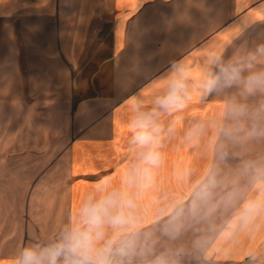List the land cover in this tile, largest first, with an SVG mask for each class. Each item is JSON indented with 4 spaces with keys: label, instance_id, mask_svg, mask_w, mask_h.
<instances>
[{
    "label": "crops",
    "instance_id": "crops-1",
    "mask_svg": "<svg viewBox=\"0 0 264 264\" xmlns=\"http://www.w3.org/2000/svg\"><path fill=\"white\" fill-rule=\"evenodd\" d=\"M260 40L264 0H0V264L54 235L89 182L130 160L129 97L149 99L176 62L195 73L205 50L226 59ZM235 95L194 94L164 118L177 133L142 194L145 223L157 207L189 201L209 177L218 187L176 239L154 227L162 264H264V212L244 223L240 206L224 208L234 189L241 205L264 191V140H226L210 123ZM200 121L207 134L189 139ZM185 169L188 179L178 175Z\"/></svg>",
    "mask_w": 264,
    "mask_h": 264
},
{
    "label": "clouds",
    "instance_id": "clouds-1",
    "mask_svg": "<svg viewBox=\"0 0 264 264\" xmlns=\"http://www.w3.org/2000/svg\"><path fill=\"white\" fill-rule=\"evenodd\" d=\"M156 88L147 100L136 95L128 98L130 160L119 174L112 169L89 182L90 187L61 228L46 239L22 245L9 264H162L163 255H156L154 227L159 226L160 235L176 239L187 226L186 217L196 219L218 187L217 180L209 177L189 201L157 207L154 223H145L142 194L161 163L164 141L177 133L176 120L165 126L164 118L183 112L194 94L203 98L235 89L236 95L223 115L210 122L216 134L226 140H235L241 133L264 140V101L255 105L245 102L264 96V40L242 45L226 59L220 50L209 48L202 53L195 73L192 66L176 62L167 76L157 81ZM208 128L209 122H197L186 136L199 140ZM247 166L255 167L251 163ZM178 175L188 179L191 171L185 169ZM260 175L261 170H257L258 181ZM242 199L240 190L234 189L224 201L226 210L240 206L241 222L264 212V191L241 205Z\"/></svg>",
    "mask_w": 264,
    "mask_h": 264
},
{
    "label": "rangeland",
    "instance_id": "rangeland-1",
    "mask_svg": "<svg viewBox=\"0 0 264 264\" xmlns=\"http://www.w3.org/2000/svg\"><path fill=\"white\" fill-rule=\"evenodd\" d=\"M193 164H198V165H200V164H202V163H193ZM172 171V170H171Z\"/></svg>",
    "mask_w": 264,
    "mask_h": 264
}]
</instances>
